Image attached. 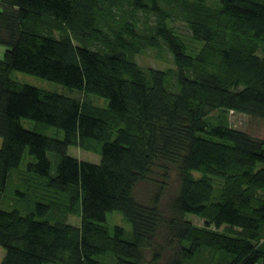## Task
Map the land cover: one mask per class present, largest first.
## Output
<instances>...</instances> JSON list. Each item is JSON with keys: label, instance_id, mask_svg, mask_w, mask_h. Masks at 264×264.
Wrapping results in <instances>:
<instances>
[{"label": "trees", "instance_id": "1", "mask_svg": "<svg viewBox=\"0 0 264 264\" xmlns=\"http://www.w3.org/2000/svg\"><path fill=\"white\" fill-rule=\"evenodd\" d=\"M0 6V264H155L167 242L166 264H264V137L227 118L233 110L264 119V0ZM176 20L198 49L173 32ZM145 49H166L173 66H142L135 56ZM13 70L69 92L20 82ZM49 126L63 136L46 134ZM158 162L179 181L169 217L157 195L133 196ZM114 210L128 226L107 224Z\"/></svg>", "mask_w": 264, "mask_h": 264}, {"label": "rangeland", "instance_id": "2", "mask_svg": "<svg viewBox=\"0 0 264 264\" xmlns=\"http://www.w3.org/2000/svg\"><path fill=\"white\" fill-rule=\"evenodd\" d=\"M170 24L172 25L173 32L180 35L190 47H194L195 50L200 47L201 42L192 37L191 31L188 29V26L185 21L176 20L171 22ZM4 50L5 46L0 44V57L2 56ZM135 58L142 66H150L163 70L169 69L173 66L172 56L166 49H145L141 53L137 54ZM11 75L14 79L20 82L31 84L40 88L56 90L60 92H69V90L65 86L57 82L41 78L36 75L24 73L18 70H13ZM94 100L103 105H105L106 102V100L103 98H98ZM215 113L217 112H213V115H216ZM227 118L228 123L231 127L245 130L258 137H264V119L252 117L233 110H229L227 112ZM22 122L25 127H34V122H32L31 120L23 119ZM44 132L52 136H63V132L60 129L52 126H49ZM67 152L68 154L74 155L79 159L89 160L92 162H98L100 160L99 152L94 149H85L76 146H69ZM163 164L164 163L162 162L153 163L150 168H148L143 178L137 182L133 190V196L139 202L148 203L154 200L157 195L158 208L160 212L165 215V217H169V214L171 213V203L173 201V195L177 191L179 181L176 176L175 169L171 166H164ZM20 172L21 170L19 169L11 172V176L8 181L9 188L12 186V184L21 180ZM4 194H8V192H5ZM185 218L191 220V222L197 226H204V222L201 217L186 214ZM68 220L70 222L73 221L75 223H78L79 218L76 215H70ZM106 220L109 226H112L113 224L128 226V223L124 220L122 214L116 210L107 212ZM211 227L213 228V226ZM166 230L167 229L163 226L160 227V237L165 235V233L167 232ZM173 247L174 242H167V247L162 249V258L155 264H166V260L170 259L173 254ZM4 253V249L0 246V260L3 257ZM147 255H149V252ZM205 256L200 258L204 259ZM148 257L150 258V256H147V258Z\"/></svg>", "mask_w": 264, "mask_h": 264}, {"label": "crops", "instance_id": "3", "mask_svg": "<svg viewBox=\"0 0 264 264\" xmlns=\"http://www.w3.org/2000/svg\"><path fill=\"white\" fill-rule=\"evenodd\" d=\"M1 48H4V47H1Z\"/></svg>", "mask_w": 264, "mask_h": 264}]
</instances>
